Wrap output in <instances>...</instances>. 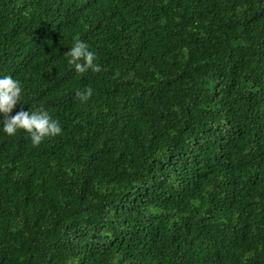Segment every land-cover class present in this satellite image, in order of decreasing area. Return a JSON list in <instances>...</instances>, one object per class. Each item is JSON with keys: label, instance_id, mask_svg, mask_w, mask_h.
<instances>
[{"label": "trees", "instance_id": "1", "mask_svg": "<svg viewBox=\"0 0 264 264\" xmlns=\"http://www.w3.org/2000/svg\"><path fill=\"white\" fill-rule=\"evenodd\" d=\"M0 74V264H264V0H0Z\"/></svg>", "mask_w": 264, "mask_h": 264}, {"label": "clouds", "instance_id": "2", "mask_svg": "<svg viewBox=\"0 0 264 264\" xmlns=\"http://www.w3.org/2000/svg\"><path fill=\"white\" fill-rule=\"evenodd\" d=\"M67 63L74 71L83 74L88 71H100V65L95 62L96 53L82 40H76L65 51ZM92 88L77 90L76 95L81 101H87L92 95ZM21 81L9 74H0V132L13 136L18 130H23L30 137L32 145H39L45 138L62 132L60 122L46 110H24L21 108L12 113V109L22 99Z\"/></svg>", "mask_w": 264, "mask_h": 264}]
</instances>
